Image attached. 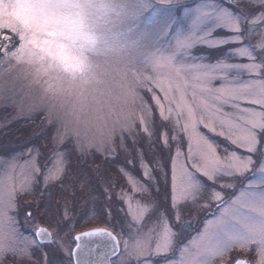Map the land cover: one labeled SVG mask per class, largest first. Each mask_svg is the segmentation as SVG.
I'll use <instances>...</instances> for the list:
<instances>
[{"label": "snow or ice", "instance_id": "6c2138e0", "mask_svg": "<svg viewBox=\"0 0 264 264\" xmlns=\"http://www.w3.org/2000/svg\"><path fill=\"white\" fill-rule=\"evenodd\" d=\"M93 3L14 0V8L5 9L0 0V56L70 65L69 45L88 36L87 9ZM115 11L128 22L127 32L140 38L132 42L141 65L140 83L152 93L161 121L171 123L173 130L170 134L161 127V143L172 149L167 165L159 156L149 163L140 153L144 179L121 172L133 194L141 195L158 190L156 173L168 183L170 172L171 219L157 201L106 189L105 201L89 208L85 218L103 214L112 223L115 196L124 205L117 209L124 213L119 235L106 227L93 228L70 237L73 247L67 241L76 225L65 207L55 239L53 232L38 227L18 248L19 226L12 215L17 188L9 176L0 179V259L9 253L31 259L30 249L36 248L40 264H215L238 248L252 259L238 256L231 264H264V0H198L195 7L185 0H119ZM193 49L204 51L194 55ZM138 120L151 137L152 112L146 103ZM201 129L223 138L232 149L221 148ZM63 155L56 153L55 165L43 176L45 185L62 178ZM26 166L40 173L35 156ZM34 178L22 179L18 190L27 191ZM222 178L233 182L220 184L217 191L214 185ZM226 190L237 194L225 199ZM205 193L217 202L219 214L185 242L182 233L191 224L181 223V208L196 204ZM198 206L210 207L207 201ZM153 213L155 226L143 231L145 218ZM45 245L51 254L43 251Z\"/></svg>", "mask_w": 264, "mask_h": 264}, {"label": "rangeland", "instance_id": "374dc122", "mask_svg": "<svg viewBox=\"0 0 264 264\" xmlns=\"http://www.w3.org/2000/svg\"><path fill=\"white\" fill-rule=\"evenodd\" d=\"M185 3L195 7L198 0H185ZM3 4L5 9L14 8V0H3ZM118 4L119 0H94L87 9L90 21L86 29L88 36L69 45L72 56L70 65L17 62L0 56V179L10 176L12 184L17 188V211L12 215L16 217L19 226L20 236L15 241L18 248L24 247L23 237L31 238L33 230L44 225L53 232L55 239L65 207L72 213V223L76 225L75 231L68 234V243H73L70 237L81 229L95 225L111 228L113 222L109 223L103 214L86 219L85 212L93 206L99 207L105 201L106 189L113 192L124 189L133 194L121 169L143 180L139 167L140 153H143L144 160L149 163L159 156L168 164V154L172 149H165L160 134L162 126L172 134V125L161 121L152 93L140 83L141 65L136 61L132 48V42L140 38L136 33L127 32L128 22L115 11ZM241 7L245 5L242 4ZM140 42L147 43V40ZM201 51L204 50L193 49V54L199 55ZM140 89L145 103L151 107L152 136L149 137L143 131V125L137 119L131 131L117 136L112 145L102 151L83 147L81 143L87 139L86 130H95L105 125L113 130L119 127L117 120L126 110L129 95ZM157 94H160L158 90ZM40 115L43 118H39ZM31 118L35 122L23 126L25 129L18 124L21 120ZM65 129L74 138L58 134L59 130ZM201 130L221 145V148L232 149L223 138L207 133L205 129ZM57 152L64 154L62 178L45 185L43 176L47 169L55 165ZM74 153L85 156L96 153L102 160H109L111 166L105 167L106 169L103 164H100V168L95 166L91 169L76 166L72 160ZM34 156L40 167L39 174H33L26 166ZM33 175L35 178L30 180V188L19 191L21 180ZM156 179L159 181L158 190L152 189L151 195L133 194L134 199L157 201L160 210L168 212L171 219L170 172L168 183L158 173ZM226 182L233 181L222 178L214 187L220 191L219 185ZM56 185L61 187L56 188ZM234 194H237L235 190H226L225 199ZM93 201L96 202L95 205ZM205 201L209 203V208L198 206ZM111 206L113 218L117 217L120 222V232L124 213L117 209L124 205L113 196ZM26 212L32 213L31 218L26 217ZM214 214H219L217 202L210 200L207 193L196 204L184 205L181 208V223L186 221L191 224V228L182 233L185 242L190 241L197 232L203 231L204 222L212 220ZM155 222V213L151 219L146 217L142 225L143 231L154 227ZM128 223H132L130 219ZM135 227L133 225V231ZM124 232L127 235V227H124ZM238 250L240 249H233L227 255L217 258L215 264L231 263L238 256L252 259V254L247 251L232 254L234 251L239 252ZM30 251L31 259L9 253L0 259V263L11 264L10 261H13L14 264H31L34 261L35 264H40V250L31 248Z\"/></svg>", "mask_w": 264, "mask_h": 264}, {"label": "clouds", "instance_id": "9594fccd", "mask_svg": "<svg viewBox=\"0 0 264 264\" xmlns=\"http://www.w3.org/2000/svg\"><path fill=\"white\" fill-rule=\"evenodd\" d=\"M127 107L122 117L117 120L119 127L113 130L107 125L97 128L95 130L89 129L85 131V136L87 137L84 143H79L87 145L89 148H96L97 150H103L107 146H111L114 139L117 136L122 135L127 131H131L139 117L140 111L145 104L144 98L142 96V89L137 93L130 94L127 101ZM62 137L74 136L70 135L68 130H59L58 133Z\"/></svg>", "mask_w": 264, "mask_h": 264}, {"label": "trees", "instance_id": "16d2710c", "mask_svg": "<svg viewBox=\"0 0 264 264\" xmlns=\"http://www.w3.org/2000/svg\"><path fill=\"white\" fill-rule=\"evenodd\" d=\"M39 118H43L42 115H40ZM27 122V123H26ZM32 122H35V120H32L31 119H27V120H21L18 124L21 126V128L25 129L23 126H26L28 123H32ZM74 155V156H73ZM72 155V160L74 161L75 165L76 166H81L82 168H88V169H91V168H94L95 166L99 167L100 168V164H103V168L106 169L105 167H110L111 166V162L109 160H102L101 157L96 154V153H93L92 156H85V155H79V154H73ZM69 178V177H67ZM63 180H66V179H63ZM64 183H62L63 185ZM56 188H59L61 187V185H56L55 186ZM61 206V204H60ZM239 252H233L232 254H242V252H240V250H238ZM236 255V254H235Z\"/></svg>", "mask_w": 264, "mask_h": 264}, {"label": "flooded vegetation", "instance_id": "af4514ba", "mask_svg": "<svg viewBox=\"0 0 264 264\" xmlns=\"http://www.w3.org/2000/svg\"><path fill=\"white\" fill-rule=\"evenodd\" d=\"M119 226H120V222L118 221V219H117V217H115V218H113V223H112V227L111 228H108V229H110V230H112L115 234H117V235H119ZM96 227H103V226H101V225H95V226H90V227H87V228H84V229H81V230H79L78 232H81V231H86V230H89V229H92V228H96ZM77 232V233H78ZM73 247H74V244H73ZM44 249H45V251L44 252H47V253H52V248L50 247V246H47V245H45L44 247H43ZM47 249V250H46ZM59 254L57 253V256H58ZM52 257H51V255H50V259H51ZM21 261V260H20ZM11 262V264H14L13 263V261H10ZM7 263V262H6ZM5 263V264H6ZM35 264V262L34 261H32L31 262V264ZM38 263V262H37ZM221 262H218V264H220ZM229 263V262H228ZM0 264H3V263H0ZM30 264V263H29ZM229 264H231V263H229Z\"/></svg>", "mask_w": 264, "mask_h": 264}, {"label": "water", "instance_id": "95a60500", "mask_svg": "<svg viewBox=\"0 0 264 264\" xmlns=\"http://www.w3.org/2000/svg\"><path fill=\"white\" fill-rule=\"evenodd\" d=\"M40 227H44V228H47L50 232H51V230L48 228V227H45V226H40ZM97 228V227H96ZM93 229V228H92ZM89 230H91V229H89ZM82 232V231H81ZM79 233V232H78ZM77 234V233H76ZM75 234V235H76ZM220 264H228V263H225V262H223V263H220Z\"/></svg>", "mask_w": 264, "mask_h": 264}, {"label": "bare ground", "instance_id": "6f19581e", "mask_svg": "<svg viewBox=\"0 0 264 264\" xmlns=\"http://www.w3.org/2000/svg\"><path fill=\"white\" fill-rule=\"evenodd\" d=\"M45 226V225H44ZM45 227H47V226H45Z\"/></svg>", "mask_w": 264, "mask_h": 264}]
</instances>
